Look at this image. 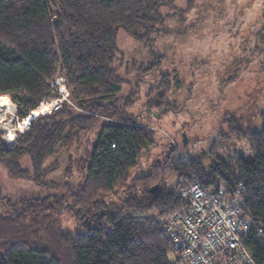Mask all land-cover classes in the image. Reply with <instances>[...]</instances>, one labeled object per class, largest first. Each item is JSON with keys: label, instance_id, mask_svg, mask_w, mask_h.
Returning <instances> with one entry per match:
<instances>
[{"label": "trees", "instance_id": "16d2710c", "mask_svg": "<svg viewBox=\"0 0 264 264\" xmlns=\"http://www.w3.org/2000/svg\"><path fill=\"white\" fill-rule=\"evenodd\" d=\"M161 7L174 9V0H0V96L10 98L18 121L43 102L61 99L60 85L67 90L61 108L32 118L13 145L0 132V164L13 178L43 184L53 170L47 162L74 149L78 157L65 170V184L73 169L83 175L76 191L0 206V264H183L163 226L187 204L178 189L193 182L243 184L244 215L262 228L247 247L255 264L264 261V111L259 132H243L232 114L221 124L224 138L245 142L251 159L204 166L168 143L148 173L130 179L155 140L152 128L126 112L133 103L129 96L113 99L120 83L112 68L116 32L151 42L164 21ZM258 35L264 42V33ZM163 78L162 94L146 95L145 111L155 118L176 112ZM23 157L31 172L20 165ZM167 176L175 177L174 184H166ZM62 213L77 222L74 233L55 218Z\"/></svg>", "mask_w": 264, "mask_h": 264}, {"label": "rangeland", "instance_id": "374dc122", "mask_svg": "<svg viewBox=\"0 0 264 264\" xmlns=\"http://www.w3.org/2000/svg\"><path fill=\"white\" fill-rule=\"evenodd\" d=\"M174 7L160 8L164 21L156 27L160 32L153 31L149 43L135 40L123 29L116 32L117 53L112 68L120 83L113 99L129 96L133 103L126 112L138 124L152 128L155 140L130 171V179L148 173L150 166L164 157L168 143L183 157L197 159L204 166L216 159L226 163L238 158L249 160L252 153L245 142L224 138V116L234 115L243 132H259L262 127L259 113L264 111V42L258 34L264 33V0H174ZM163 76L168 77L169 85L165 95L176 112L155 118L145 111L146 95L162 94ZM62 82L60 78L55 81ZM58 91L63 95L67 92L64 85ZM43 103L53 108L55 100ZM24 129L15 115V105L0 110V132L10 146ZM89 140H93L92 134ZM77 157L74 149L59 151L46 164L53 170L42 177L43 184L13 178L0 164V206L76 191L83 175L73 169L66 185L65 170ZM20 165L31 172L27 157L20 160ZM165 181L172 185L175 177L167 176ZM108 198L116 201L113 196ZM55 218L64 231L74 233L77 222L70 214H57ZM169 258L172 260V255Z\"/></svg>", "mask_w": 264, "mask_h": 264}, {"label": "built area", "instance_id": "2783aa9c", "mask_svg": "<svg viewBox=\"0 0 264 264\" xmlns=\"http://www.w3.org/2000/svg\"><path fill=\"white\" fill-rule=\"evenodd\" d=\"M66 96L55 100L52 111L61 108ZM242 190L241 182L181 186L178 193L187 204L163 226L174 257L183 264H255L247 246L262 228L245 217Z\"/></svg>", "mask_w": 264, "mask_h": 264}, {"label": "bare ground", "instance_id": "6f19581e", "mask_svg": "<svg viewBox=\"0 0 264 264\" xmlns=\"http://www.w3.org/2000/svg\"><path fill=\"white\" fill-rule=\"evenodd\" d=\"M64 89V88H63ZM63 92V91H62ZM10 107H14L8 96H0V110H9ZM40 108L31 112L30 116L22 120L23 128H26L31 118L38 116L39 114H49L52 111L50 104L42 103Z\"/></svg>", "mask_w": 264, "mask_h": 264}, {"label": "water", "instance_id": "95a60500", "mask_svg": "<svg viewBox=\"0 0 264 264\" xmlns=\"http://www.w3.org/2000/svg\"><path fill=\"white\" fill-rule=\"evenodd\" d=\"M34 118V117H33ZM32 119V118H31ZM30 119V120H31ZM182 145H183V148L186 147L187 143H186V140L184 139V135H182ZM159 188V185H155L152 189H151V193L155 192L157 189Z\"/></svg>", "mask_w": 264, "mask_h": 264}]
</instances>
